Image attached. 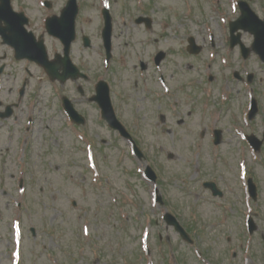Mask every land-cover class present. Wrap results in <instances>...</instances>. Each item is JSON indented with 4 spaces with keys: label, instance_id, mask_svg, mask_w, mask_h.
Instances as JSON below:
<instances>
[{
    "label": "rangeland",
    "instance_id": "obj_1",
    "mask_svg": "<svg viewBox=\"0 0 264 264\" xmlns=\"http://www.w3.org/2000/svg\"><path fill=\"white\" fill-rule=\"evenodd\" d=\"M54 1L56 12L67 0ZM109 1L119 23L129 24L127 31L117 32L116 57L123 64L117 66L129 80L125 111L128 119L134 113L140 116L135 122L138 146L146 157L134 156L132 147L123 139L119 142L108 125L98 126L97 110L91 105L81 107L90 115L86 127H73L55 106V89L46 73L34 66L32 99L16 126L23 130L18 133V147L10 146L14 120H7L8 134H0V162L3 156L9 162L0 163V264H174V255L180 263L201 264L196 259L199 249L210 253L208 261L218 258L229 264L225 261L228 247L237 248L239 239L245 246L257 244L264 232V146L255 154L240 134L264 137V63L254 53L244 60L239 48L230 47L228 23L240 14L238 0ZM248 1L264 18V0ZM139 15L151 16L153 28L131 26ZM91 35L98 43L96 30ZM189 37L202 46L199 54L188 52ZM242 39L248 46L253 43L249 33H243ZM48 46L56 50L59 41L49 37ZM3 51L0 48L1 61ZM162 51V64L155 67L154 56ZM97 59L101 62L98 55ZM141 62L147 70L140 68ZM104 65L97 67L99 73L105 71ZM92 67L87 64L88 70ZM236 70L245 78L255 74L254 81L238 82ZM160 74L172 81V102L180 104V113L168 116L166 126L159 125L157 102H141L137 97L143 93L132 88L133 79L140 75ZM14 77L10 74L8 81ZM75 86L67 93L80 97ZM163 89L166 93L171 89L168 80ZM11 94L14 89L5 90L6 96ZM253 98L260 110L251 122L247 113ZM180 118L184 125L176 122ZM215 125L224 131L221 146L214 144L210 134ZM206 130L209 133L203 136ZM242 163L259 186L257 202L248 201ZM17 164H21L18 170ZM146 165L158 174L157 185L145 178ZM21 178L23 188L18 184ZM207 180H214L224 196H212L202 185ZM157 187L167 205L154 200ZM166 211L203 232L195 233L193 247L168 228L162 218ZM252 214L260 231L250 237L244 225ZM227 236L232 241L229 246ZM249 255L243 257L245 264Z\"/></svg>",
    "mask_w": 264,
    "mask_h": 264
},
{
    "label": "flooded vegetation",
    "instance_id": "obj_2",
    "mask_svg": "<svg viewBox=\"0 0 264 264\" xmlns=\"http://www.w3.org/2000/svg\"><path fill=\"white\" fill-rule=\"evenodd\" d=\"M106 1V0H105ZM40 2V1H39ZM55 2L53 0H42L40 4L37 3H31V5H29L27 2H25L24 0L21 1H16L15 3H13V7L15 9L16 13L11 12L10 13V18L12 19V30L14 32H16L19 37L23 40H25V36L23 33V30L21 29V25L22 22H25V18L24 16L27 15L29 20L28 23L26 25L27 29L33 30V32L35 31V27L33 26V22H32V18L31 16H33V18H39L40 21V17L41 18V23H40V28H39V36H43L45 38V34L47 33V28H46V21L48 18H50V16H58L60 15L61 11L64 9V7L66 6V2H63L64 6L61 8H58V11H54L55 9ZM87 4H84V1L82 0H78L77 1V5H78V11L76 13V17H75V23H74V27H75V39L70 47L71 51H70V59L72 60L71 63H74L78 68L79 71H81L82 73L80 74V77L77 78L75 81L74 80H68L65 81L64 83H62L61 81L58 80H51L50 77L47 75L49 84H51L54 89H55V97L57 98V101L55 103V101H52L55 103V106H57L59 111H62L66 116L67 119H70V116L67 113V109H66V102H65V97L70 98V101L72 102V105L75 106V108L82 114L84 115V117L86 118V120H88V116L90 117V115H88V113H86L84 110H82V106L85 104L91 105L93 106L92 108H94L95 110H97V115H98V126L99 125H106L104 123V121L102 120V116L100 115V99H101V94L100 92H102L104 95L106 94V90L104 91L105 87L107 86L108 88V92H110V100L111 103L113 104L115 113L118 116V119L120 120L121 124H123L124 126V130L126 129L129 138H127L126 136L122 135L123 131L121 130L120 127H118L116 130H113L114 134L117 137V140L120 142L122 139L129 144V146L132 147V153L134 156H137L136 152H135V146L139 144V132L137 131L138 126L135 122H138V118L140 117L139 115H136L134 112L132 119H128L127 118V113L125 111V108L127 107V103H128V91L125 90V86L127 85V81L124 78L123 75L120 74L122 69L121 66H123V64L121 63L122 59L121 58H117L116 57V43H117V36H118V31L119 30H126L129 27V24L127 23H119V20L117 19V16L112 12V3L109 2L110 4V8L107 9V14L111 15V25H112V43H111V55L108 57V50L105 47V38L103 37V32L105 29V23H106V14H104L105 12V2L101 3L99 0H96V2H89L87 0ZM23 15H21V14ZM38 15V16H37ZM121 19V18H120ZM136 20V19H135ZM153 26L155 25L154 21L152 22ZM25 24V23H24ZM131 26L133 27H141L144 26L145 24L139 22H134V23H130ZM146 26V25H145ZM24 28V25H23ZM129 29V28H128ZM93 30H96L97 34L99 35V42H95V39L92 37L91 32ZM140 31V30H139ZM36 32V31H35ZM129 34V33H128ZM128 36H131L130 34ZM129 39V38H128ZM127 39V40H128ZM59 41V40H58ZM60 47L56 50L52 51V55L50 56V60H54L56 58H58L59 55L65 54V50H64V45L61 44V42H59ZM13 52V49H12ZM15 53V52H13ZM97 55L99 56V58L101 59V62L98 63V59H97ZM0 58H1V54H0ZM59 58H61V56H59ZM59 64H60V70H62V65L64 61H61V59H58ZM117 61V63H115ZM120 63V65L117 66V64ZM87 64L88 65H93V67L91 68V71L87 69ZM103 64H105V71L101 70V73H99L98 70V66L101 65L103 66ZM162 63L156 64L155 63V67L160 66ZM112 65V66H111ZM114 65V66H113ZM2 66V63L0 61V67ZM6 68V66L4 67ZM140 68H142V70H147V64L144 62H141ZM114 70L117 74L115 75V73L112 71ZM173 77V74L171 75V78ZM1 79V76H0ZM167 80L170 83V87L171 89H169V91H167V93L164 91V85L167 84ZM27 83L28 80H23L22 84L25 86V89L27 88ZM71 84V86L69 87V84ZM102 83L104 84V86L102 85ZM2 84V83H0ZM75 91L76 93H78V95L80 97H73L70 94L67 93V89L71 90L73 85H75ZM133 89L136 90H140V93L142 95L141 97H137L138 100H140L141 102H149L148 99L152 102H157V107H155L157 110H159L161 112L160 114V118H159V125H167L168 124V116L169 118L172 116H176L177 113H180L179 111V106L180 104L176 101V102H172L175 99V91L173 89V84L172 81H170L164 74H160L159 76H154L152 78L145 76L143 77L142 75H140L137 79H133V85H132ZM24 89V92H25ZM96 95V102H94V97ZM167 99V100H166ZM51 102V103H53ZM69 103V102H68ZM9 104H13V106L15 107L13 110V117H15L16 119H19V117L22 114H25L26 109L28 108V105L30 104L28 101L24 102L23 104L20 102L15 103V102H11ZM5 104V99L4 97L0 96V113L3 115L4 113H7V106H9ZM49 104V102H47V105ZM170 106V109H169ZM143 108L144 110H146V105L143 104ZM136 112H139V107H135ZM146 114H144L143 116L146 117V115L148 116V112L145 111ZM168 113V115L166 114ZM5 116H0V120H1V126H0V133L1 134H8V131L6 130V120L4 119ZM102 120V121H101ZM141 120H143V117L141 115ZM176 122L180 125H184L186 123V121L184 119H178L176 120ZM76 127V126H74ZM217 127H215L214 129H212V131H210V134L213 135L215 134V129ZM211 129V128H210ZM15 133H11V142H10V146H16L17 145V140H19L20 138L18 137V130L14 129ZM203 136L208 134L209 131H203ZM224 134V133H223ZM15 136V139L12 140V138ZM22 138V136H21ZM246 141V139H245ZM2 144H4V141L2 142ZM1 144V145H2ZM245 147H248V141L244 144ZM18 147V145H17ZM139 147V146H138ZM7 148V145L5 146V149ZM249 148V147H248ZM139 152L142 156L143 159H145V155L142 151V149L139 147ZM19 155L17 154L15 159V162L17 161L16 158H18ZM13 159V162H14ZM2 164H8L9 162L6 160V157L3 156L1 162ZM18 168L21 166V164H17ZM22 168V167H21ZM15 176V175H14ZM23 178H21L18 182V184L21 186H23L24 184L22 183ZM209 182V181H208ZM205 183V182H204ZM216 183V182H215ZM217 185V184H216ZM204 187H206V185L204 184ZM219 187V186H218ZM259 186H257L256 189V196H258L259 198ZM208 188V187H206ZM211 191V194L213 196V192L210 188H208ZM219 190L222 192L221 197L224 196V192L222 191V189L219 188ZM246 193L247 196L250 197V199L248 200L249 202H257V200H255V198L251 195V191L248 190V188L246 189ZM169 203V201L167 200H163V204L162 205H167ZM256 214V213H255ZM255 214H252V216L250 215V217L254 220L253 224H250L249 222L247 224L244 225V230L246 235L249 234L250 237L252 236H257L259 234V227L260 224L256 223V218H255ZM177 216V215H176ZM178 220L180 221V217L177 216ZM198 219V218H196ZM182 222V221H180ZM159 223V222H158ZM185 226V230L186 232L189 233L190 236V241L187 242L184 240L185 243L189 244L190 246H193L197 243V238L195 237V233H203L201 231H199L198 228L195 227V224L192 222L191 224L185 225L184 223H182ZM173 227V226H171ZM169 228V227H168ZM203 228V227H201ZM173 229L176 231V228L173 227ZM32 234H34V236L36 235L37 231L36 228L31 230ZM227 241L230 242L231 244V237L227 236ZM239 244L236 247H234L233 249L230 247L227 248L226 251V259L225 261H230L229 264H245V260L243 259L244 255L250 252L249 257L246 258V263L249 264H264V232L261 233V238L259 239V242L257 244H250L249 246H245L243 245V242L239 239L238 240ZM229 246V244H228ZM198 248V247H197ZM199 249V248H198ZM199 254L201 255L202 260L204 262H201L198 258L197 261L200 262L201 264H225V262H221L218 260V258L215 260L213 259L212 261H208L206 259V257L211 256L210 253L207 252V250L204 251L202 250V252H200L199 249ZM243 255V256H241ZM240 258L242 262H238L236 263L235 261ZM176 264H183L180 263L178 258H176ZM207 261V262H205Z\"/></svg>",
    "mask_w": 264,
    "mask_h": 264
},
{
    "label": "water",
    "instance_id": "obj_3",
    "mask_svg": "<svg viewBox=\"0 0 264 264\" xmlns=\"http://www.w3.org/2000/svg\"><path fill=\"white\" fill-rule=\"evenodd\" d=\"M241 8L243 9V14L239 18L238 22L232 24L231 31L236 32V30H239V28H243L249 31L251 30L256 36L254 50L259 52L262 58L264 59V21L260 20L256 16V14L253 12L250 6H248L247 3L242 2ZM77 11H78V7L76 5V0H70L68 2V6L62 12L61 20L51 19L50 22L48 23V28L50 29L52 34L58 36L61 39H64L63 41L65 42V45H66L65 47L66 57L63 59L65 61L63 62L64 63L63 64L64 65L63 75H61L58 72V69L60 68L59 66L60 64L59 65L48 64L46 51H44V47H41L40 53H38V59H36L38 60V62L43 63V64L45 63L46 66H49L47 68V71L48 73H50L52 78H59L63 82L64 80L70 77L73 79L77 78L78 73H79L78 69L75 66H73V64L69 60V52H70L69 48L74 39V34H75L74 23H75V17H76L75 15ZM107 18H108L107 23H106L107 27H106V30L104 31V37L106 39V44L109 48L110 43H111V25H110V18L108 16ZM238 41H239V37L234 38L233 45L238 43ZM190 43L192 44L189 47V50L191 52H197L200 50V48L196 44H194L193 39L190 40ZM63 60L61 59V61ZM103 106H104L103 114L105 118L108 120L111 126L117 127L118 124L116 123L117 121L115 118V114L113 112L111 103H109L108 92L106 93L105 101H103ZM252 108H253L252 110V117H253L254 113L258 110L256 101H253ZM68 109L72 117L79 119L81 115H79V113L75 110L74 107L69 106ZM78 122H82V120L79 119ZM258 148H259V145H258Z\"/></svg>",
    "mask_w": 264,
    "mask_h": 264
}]
</instances>
